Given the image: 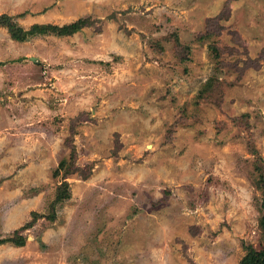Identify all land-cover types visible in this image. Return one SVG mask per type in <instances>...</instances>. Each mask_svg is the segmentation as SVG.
Returning a JSON list of instances; mask_svg holds the SVG:
<instances>
[{"label":"rangeland","instance_id":"obj_1","mask_svg":"<svg viewBox=\"0 0 264 264\" xmlns=\"http://www.w3.org/2000/svg\"><path fill=\"white\" fill-rule=\"evenodd\" d=\"M263 216L264 0H0V264L264 263Z\"/></svg>","mask_w":264,"mask_h":264},{"label":"trees","instance_id":"obj_2","mask_svg":"<svg viewBox=\"0 0 264 264\" xmlns=\"http://www.w3.org/2000/svg\"><path fill=\"white\" fill-rule=\"evenodd\" d=\"M8 24H10V23H8ZM82 24H83V21L78 20V21H74L72 23H69L67 25L59 26V27H55L52 25H47V26L44 25V27L46 26L49 28H53L54 32L57 31L58 34H69L71 32L76 31L79 28V26H82ZM257 255L258 256H264V255H260V254H257ZM253 258H254V255H251V258L249 259V263H247V264H264L263 261L260 262V260L258 258H257V260H255ZM241 264H246V263L241 261Z\"/></svg>","mask_w":264,"mask_h":264}]
</instances>
